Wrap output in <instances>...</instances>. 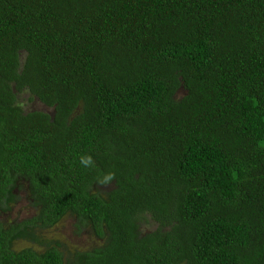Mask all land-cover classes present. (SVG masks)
Listing matches in <instances>:
<instances>
[{
    "label": "trees",
    "instance_id": "obj_1",
    "mask_svg": "<svg viewBox=\"0 0 264 264\" xmlns=\"http://www.w3.org/2000/svg\"><path fill=\"white\" fill-rule=\"evenodd\" d=\"M21 189L0 264H264V0H0V214Z\"/></svg>",
    "mask_w": 264,
    "mask_h": 264
},
{
    "label": "rangeland",
    "instance_id": "obj_2",
    "mask_svg": "<svg viewBox=\"0 0 264 264\" xmlns=\"http://www.w3.org/2000/svg\"><path fill=\"white\" fill-rule=\"evenodd\" d=\"M21 106L25 112L28 111H42L50 113V109L41 104L38 100L34 99L28 101V95L23 93L19 96ZM108 190V187H104ZM17 195L19 200L9 213L0 214V221L7 222L11 220H22L29 217L32 211L27 207L24 197V190H18ZM155 225L152 223L143 225L142 231L147 232L153 230ZM44 238L53 242L52 245L57 246L65 256L75 251H86L92 247L98 246V241L90 231L85 228H77L71 217L63 218L55 227L43 233ZM31 245L26 242H17L15 249L19 250Z\"/></svg>",
    "mask_w": 264,
    "mask_h": 264
},
{
    "label": "clouds",
    "instance_id": "obj_3",
    "mask_svg": "<svg viewBox=\"0 0 264 264\" xmlns=\"http://www.w3.org/2000/svg\"><path fill=\"white\" fill-rule=\"evenodd\" d=\"M88 159H90V157H88ZM82 163H87V160L82 158ZM114 178V174L109 173L105 179H103L102 181H100L101 184H107L110 180H112Z\"/></svg>",
    "mask_w": 264,
    "mask_h": 264
}]
</instances>
